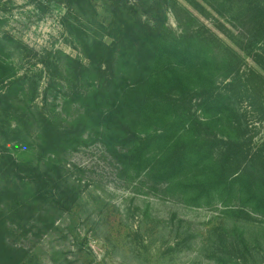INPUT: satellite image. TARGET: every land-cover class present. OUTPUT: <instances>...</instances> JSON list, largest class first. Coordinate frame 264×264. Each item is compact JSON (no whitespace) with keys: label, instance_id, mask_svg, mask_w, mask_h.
Listing matches in <instances>:
<instances>
[{"label":"trees","instance_id":"obj_1","mask_svg":"<svg viewBox=\"0 0 264 264\" xmlns=\"http://www.w3.org/2000/svg\"><path fill=\"white\" fill-rule=\"evenodd\" d=\"M119 1L108 26L97 22L91 28L81 24L91 1L65 0L64 24L88 62L38 59L47 69L44 101L59 88L54 94L63 100L59 111L39 108V75L19 74L12 58L21 44L0 36V120L13 116L17 126L7 127L15 144L0 150V228L42 234L52 227L76 193L60 172L64 155L98 142L123 175H145L189 205L222 204L219 220L202 240H212L206 257L239 264L237 252L249 253L250 247L238 221L252 220L251 212L264 216V141L252 144L237 103L244 78L260 76L256 68L240 74L241 64L249 58L264 65L257 52L264 44V0H238L233 20L247 33L220 30L228 40L202 29L190 11L176 34ZM242 84L249 90L250 84ZM14 153H39L40 170L22 176L15 169L37 167L29 159L13 162ZM233 202L238 207L230 208ZM7 255L13 262L21 254L10 248Z\"/></svg>","mask_w":264,"mask_h":264},{"label":"rangeland","instance_id":"obj_2","mask_svg":"<svg viewBox=\"0 0 264 264\" xmlns=\"http://www.w3.org/2000/svg\"><path fill=\"white\" fill-rule=\"evenodd\" d=\"M90 1L81 24L91 28L97 27V22L108 26L113 3L117 0ZM194 1L199 4L195 9L191 7L197 4ZM119 3L131 7L142 20L164 24V28L176 34L187 24L186 11L197 17L202 29H212L225 40L228 39L220 31L224 28L232 29L235 34L239 32L240 36L247 33L238 20H233L238 0H177L176 7L171 0H122ZM65 15V0H0V36H9L21 44L19 54L15 51L12 58L19 64V74L35 72L39 75V95L35 102L43 111L50 107L62 110L63 100L54 96L59 90L56 88L48 93V102L44 101L48 76L38 59L56 63L70 56L85 64L88 62L64 24ZM104 41L111 42V37L105 35ZM257 50L261 53L259 62H264V44ZM255 68L260 76L250 74L248 79L244 78L237 103L252 144L258 145L264 141V65L260 67L248 58L241 64L240 74H249L251 70L256 73ZM242 83L250 84L249 90ZM75 106L72 105L71 114ZM8 126L17 127L13 116L0 120L2 151L15 144ZM30 140L36 143L33 136ZM0 156L1 168L4 158L1 153ZM12 156L17 164L29 159V166L37 167V170L15 169L22 176L36 174L43 162L39 153ZM62 163L61 175L76 191H72L73 202L42 234L36 229L1 227L0 264H219L206 257L212 240L205 244L202 241L211 223L219 220L217 217L225 208L219 202L189 205L178 195L168 193L164 184L154 185L145 175L125 176L116 160L98 142L67 152ZM56 192L57 189L54 194ZM235 204L231 203L230 208L238 207ZM250 214L252 220L238 221L250 247L249 253L244 249L237 252L238 262L264 264V216ZM10 248L18 249L21 254L13 262L8 261Z\"/></svg>","mask_w":264,"mask_h":264}]
</instances>
